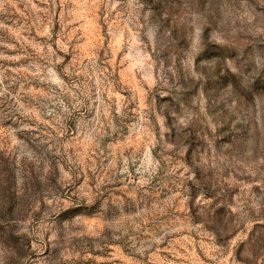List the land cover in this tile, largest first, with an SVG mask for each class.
I'll return each mask as SVG.
<instances>
[{
  "label": "clouds",
  "instance_id": "obj_1",
  "mask_svg": "<svg viewBox=\"0 0 264 264\" xmlns=\"http://www.w3.org/2000/svg\"><path fill=\"white\" fill-rule=\"evenodd\" d=\"M0 264H264V0H0Z\"/></svg>",
  "mask_w": 264,
  "mask_h": 264
}]
</instances>
